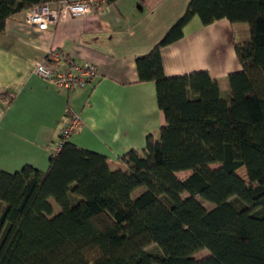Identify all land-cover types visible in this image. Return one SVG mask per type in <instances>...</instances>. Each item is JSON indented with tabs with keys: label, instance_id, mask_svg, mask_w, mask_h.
Listing matches in <instances>:
<instances>
[{
	"label": "trees",
	"instance_id": "obj_1",
	"mask_svg": "<svg viewBox=\"0 0 264 264\" xmlns=\"http://www.w3.org/2000/svg\"><path fill=\"white\" fill-rule=\"evenodd\" d=\"M63 1L0 0V35L10 17ZM193 17L247 26L227 97L205 71L164 75L160 50ZM135 66L164 125L118 159L124 170L68 141L44 172L0 170V264H264V0H190Z\"/></svg>",
	"mask_w": 264,
	"mask_h": 264
},
{
	"label": "crops",
	"instance_id": "obj_2",
	"mask_svg": "<svg viewBox=\"0 0 264 264\" xmlns=\"http://www.w3.org/2000/svg\"><path fill=\"white\" fill-rule=\"evenodd\" d=\"M189 1L116 0L44 31L25 22L27 10L10 17L0 35V170H47L70 109L81 123L68 142L108 158L112 169L121 168L118 159L127 152H141L164 117L154 83L139 82L135 60L161 41ZM247 40L244 24L222 19L203 26L193 17L182 38L160 50L164 75L205 71L227 97V76L241 70L234 44ZM51 50L92 65L98 78L83 89H56L32 73Z\"/></svg>",
	"mask_w": 264,
	"mask_h": 264
},
{
	"label": "built area",
	"instance_id": "obj_3",
	"mask_svg": "<svg viewBox=\"0 0 264 264\" xmlns=\"http://www.w3.org/2000/svg\"><path fill=\"white\" fill-rule=\"evenodd\" d=\"M116 0H73L56 5L49 3L27 10L25 22L38 31H44L49 25H55L65 18L78 19L99 13L103 7ZM32 73L64 92H71L93 84L98 78L96 69L87 63H77L58 50H51L46 57L35 64ZM67 123L61 131V138L55 148L57 152L62 144L69 140L80 126V117L73 110L66 111Z\"/></svg>",
	"mask_w": 264,
	"mask_h": 264
},
{
	"label": "rangeland",
	"instance_id": "obj_4",
	"mask_svg": "<svg viewBox=\"0 0 264 264\" xmlns=\"http://www.w3.org/2000/svg\"><path fill=\"white\" fill-rule=\"evenodd\" d=\"M209 167H210L211 169H216V168H218V165H210ZM120 169L124 170V168H122V166H121ZM189 175H190V172H188V171H187V172H179V173H176V174H175V176H176L177 179H179V180H184V179H186ZM236 175H237L240 179H242L243 181L246 182L245 172H244V169H243V168L237 170V171H236ZM140 192H141V190H137V191H135L134 194H133V196H134V197L137 196ZM183 197L185 198L186 195L184 194ZM200 202H201V204H202L206 209H210V208H212V205H210V204H208V203H205V202H202V201H200ZM54 211L57 212V208H56V207H54ZM207 255H208V252L205 251V250H202V251L196 253V254L193 256V258H194L195 260H200V259H203L204 257H206Z\"/></svg>",
	"mask_w": 264,
	"mask_h": 264
}]
</instances>
